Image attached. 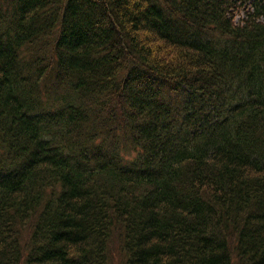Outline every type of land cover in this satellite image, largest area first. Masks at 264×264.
<instances>
[{
	"label": "trees",
	"instance_id": "obj_1",
	"mask_svg": "<svg viewBox=\"0 0 264 264\" xmlns=\"http://www.w3.org/2000/svg\"><path fill=\"white\" fill-rule=\"evenodd\" d=\"M116 252L264 264V0H0V264Z\"/></svg>",
	"mask_w": 264,
	"mask_h": 264
},
{
	"label": "rangeland",
	"instance_id": "obj_2",
	"mask_svg": "<svg viewBox=\"0 0 264 264\" xmlns=\"http://www.w3.org/2000/svg\"><path fill=\"white\" fill-rule=\"evenodd\" d=\"M113 262H114L113 264H123V258L117 253L115 257H113Z\"/></svg>",
	"mask_w": 264,
	"mask_h": 264
}]
</instances>
